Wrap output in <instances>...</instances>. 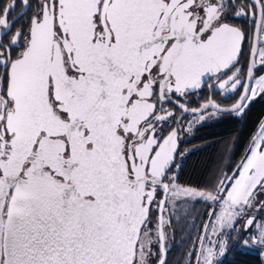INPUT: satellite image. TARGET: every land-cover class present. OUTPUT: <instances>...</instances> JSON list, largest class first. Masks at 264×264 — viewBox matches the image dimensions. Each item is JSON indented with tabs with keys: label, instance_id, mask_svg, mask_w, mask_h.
<instances>
[{
	"label": "snow or ice",
	"instance_id": "1",
	"mask_svg": "<svg viewBox=\"0 0 264 264\" xmlns=\"http://www.w3.org/2000/svg\"><path fill=\"white\" fill-rule=\"evenodd\" d=\"M212 81L235 94L231 108L213 100L189 108L187 98ZM258 95L264 0H8L0 264H167L169 209L180 198L216 206L204 231L219 240L205 247L200 237L197 264L223 255L225 228L264 258V215L250 214L264 209V128L200 190L176 183L173 127L176 109L239 114Z\"/></svg>",
	"mask_w": 264,
	"mask_h": 264
},
{
	"label": "trees",
	"instance_id": "2",
	"mask_svg": "<svg viewBox=\"0 0 264 264\" xmlns=\"http://www.w3.org/2000/svg\"><path fill=\"white\" fill-rule=\"evenodd\" d=\"M264 118V97L252 99L239 115L200 124L185 138L176 179L182 184L211 190L221 173L229 172L254 142L252 138ZM264 209L257 211L258 218ZM244 230V228H243ZM228 240L224 256L215 264H264L259 249L245 247L235 239ZM183 252V249H181ZM183 264V263H181Z\"/></svg>",
	"mask_w": 264,
	"mask_h": 264
},
{
	"label": "flooded vegetation",
	"instance_id": "3",
	"mask_svg": "<svg viewBox=\"0 0 264 264\" xmlns=\"http://www.w3.org/2000/svg\"><path fill=\"white\" fill-rule=\"evenodd\" d=\"M7 2L8 0H0V6H3ZM17 3L19 4V0H17ZM22 11H25V9L23 8V6H19L17 7L16 10H14L11 13V15L13 17H18ZM21 23H23V21H21ZM245 47H247V45H245ZM211 84L212 86L197 90L194 94L190 95L186 101L187 106L189 108L197 109L202 107V105L208 103L209 100L215 101V103L220 106H228L235 102V99L233 98L235 96L234 93L224 94L222 90H219L218 88L214 87L215 81H212ZM176 113L179 118V123L174 124L173 127H176L178 133V148H177L176 163L179 165L180 156L184 152L185 138L189 136V134L191 133L190 130L192 129V127H196L200 124H205L207 122L214 121L217 119H225L229 115L235 112L217 111L215 108L209 107L208 109L198 112L195 115L188 112L181 114L179 109H176ZM201 115L203 116V119L201 121H198V117ZM213 207H215V205H211L206 215L204 216V221L201 226L197 241L195 239L193 241L195 244H183V242H181V244H177V235L179 231L176 227L177 223L175 218H172V226L171 229L168 230L170 239L168 241L169 251L167 252V257H166L167 264H181V263L188 264L187 259L189 258L190 259L192 258L191 264L194 263L196 256L199 255L201 251L200 237L202 236L205 237L206 235L204 231L205 221L209 213L212 211ZM251 214L255 215L256 211H252ZM210 219L211 218H209V221ZM191 239L192 237L189 239L190 243L192 241ZM181 249H183V252H181ZM190 252L192 253V256L188 255V253Z\"/></svg>",
	"mask_w": 264,
	"mask_h": 264
},
{
	"label": "rangeland",
	"instance_id": "4",
	"mask_svg": "<svg viewBox=\"0 0 264 264\" xmlns=\"http://www.w3.org/2000/svg\"><path fill=\"white\" fill-rule=\"evenodd\" d=\"M235 114L239 115L241 113L238 114L235 112ZM198 121H201V120L198 119ZM263 128H264V126H263ZM193 129H194V127H192L190 132H192ZM259 135H260V133H259ZM259 135L255 139H257L259 137ZM176 174H177V169H176ZM176 183L178 185H181L184 187H193L190 185L182 184L179 181H177V179H176ZM193 188H197V187H193ZM198 189L206 190V189H202V188H198ZM259 199H264V196L260 197ZM209 207H210V202H206V201H203L200 199L180 198V199L176 200V206L169 209V214L171 215L172 218H175L176 223H177L176 227L179 231V233L177 235V244H181V242H183V244H195L193 241H194V239L197 241L201 226H202L203 221H204V216L206 215L207 211L209 210ZM251 212L252 211H250V214H251ZM257 218H258V216H257ZM245 219H247V217L239 219L238 222L234 225V227L239 230L240 234H243V226H244ZM213 224H214V219L211 218L208 225L211 228V226ZM189 234H190V236H189ZM233 234L235 235L236 233L232 232L228 228H225L224 232L221 233V236H223L227 239V244H228L229 237ZM188 236H189V239L192 237L191 243L188 239ZM235 239H239L237 234L235 236ZM211 240H219V237L212 236L211 232L209 231L205 235L204 246L205 247L210 246ZM227 244L225 245V251H224L223 255L217 256L215 263L224 256V254L226 252ZM217 247H218V245H217ZM245 247H251V245L245 246ZM187 262H188V264H191L192 258L187 259ZM183 264H187V263H183Z\"/></svg>",
	"mask_w": 264,
	"mask_h": 264
},
{
	"label": "water",
	"instance_id": "5",
	"mask_svg": "<svg viewBox=\"0 0 264 264\" xmlns=\"http://www.w3.org/2000/svg\"><path fill=\"white\" fill-rule=\"evenodd\" d=\"M234 103H235V102H234ZM232 104H233V103H232ZM232 104H230V105H228V106H221V107H222V108H231ZM197 109H201V107H200V108H197ZM263 126H264V118L262 119V121H261L260 124L258 125V127H257V129H256V131H255V133H254V135H253L252 138H255V137H256V135H257V134L261 131V129L263 128ZM177 143H178V140H177ZM209 218H210V216L208 215V217H207V219H206L204 225H206V224L208 223ZM243 228H244V226H243ZM193 264H197V260H196V259H195V261H194Z\"/></svg>",
	"mask_w": 264,
	"mask_h": 264
}]
</instances>
